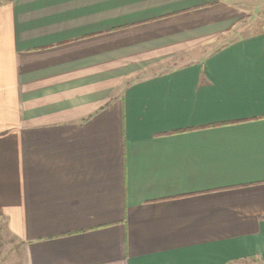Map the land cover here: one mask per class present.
Here are the masks:
<instances>
[{"label": "crops", "instance_id": "crops-1", "mask_svg": "<svg viewBox=\"0 0 264 264\" xmlns=\"http://www.w3.org/2000/svg\"><path fill=\"white\" fill-rule=\"evenodd\" d=\"M244 12L0 3V223L14 258L264 264V0ZM252 19L257 32L211 49Z\"/></svg>", "mask_w": 264, "mask_h": 264}, {"label": "rangeland", "instance_id": "rangeland-1", "mask_svg": "<svg viewBox=\"0 0 264 264\" xmlns=\"http://www.w3.org/2000/svg\"><path fill=\"white\" fill-rule=\"evenodd\" d=\"M4 1L6 0H0V3ZM232 1H234V4H236L237 6L247 10V12H244V16L246 17H248V14L251 15L252 13L256 15L263 2V0H232ZM260 27L261 26L259 22L257 23V21H254L253 19L248 20V22H246L244 25H240L239 29H237L235 33L232 36H230V38L226 39L223 42H216L211 47V49L219 47L222 43H226L229 40L236 39L238 37H243L244 35H249L251 33L257 32L260 29ZM211 49H208L207 51H205L204 54L211 53L210 51ZM193 59H196V58L190 57L184 61H190ZM168 68H170V66H168ZM17 244H18L17 240L11 237L9 233L5 230L4 225L0 223V264H21L20 258H17V257L14 258V252L16 256H18V254L20 253L19 250L18 251L15 250L18 248Z\"/></svg>", "mask_w": 264, "mask_h": 264}]
</instances>
